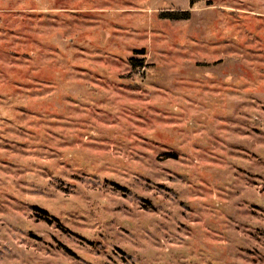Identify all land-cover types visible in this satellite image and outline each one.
Instances as JSON below:
<instances>
[{
  "label": "rangeland",
  "instance_id": "obj_1",
  "mask_svg": "<svg viewBox=\"0 0 264 264\" xmlns=\"http://www.w3.org/2000/svg\"><path fill=\"white\" fill-rule=\"evenodd\" d=\"M0 264H264V0H0Z\"/></svg>",
  "mask_w": 264,
  "mask_h": 264
},
{
  "label": "trees",
  "instance_id": "obj_2",
  "mask_svg": "<svg viewBox=\"0 0 264 264\" xmlns=\"http://www.w3.org/2000/svg\"><path fill=\"white\" fill-rule=\"evenodd\" d=\"M190 4H193V1L190 2ZM190 16V12H178V13H174V12H162L161 13V17L164 19H169V20H187L188 17ZM137 54H139V52H137ZM140 54L142 55L143 52H140ZM129 65L131 67L132 71L137 70L138 68L142 67V62L135 59V58H131L129 60ZM35 211L40 212L43 217L42 219H44L47 223H52V222H57L55 219H50L49 215L46 211H39L38 209L35 208ZM67 253H71L70 251H67ZM71 255V254H70Z\"/></svg>",
  "mask_w": 264,
  "mask_h": 264
}]
</instances>
